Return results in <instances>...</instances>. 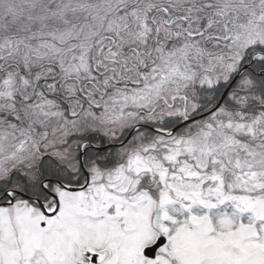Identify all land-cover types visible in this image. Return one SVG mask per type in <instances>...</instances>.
Instances as JSON below:
<instances>
[{"label":"snow or ice","instance_id":"obj_1","mask_svg":"<svg viewBox=\"0 0 264 264\" xmlns=\"http://www.w3.org/2000/svg\"><path fill=\"white\" fill-rule=\"evenodd\" d=\"M0 264H264V0H0Z\"/></svg>","mask_w":264,"mask_h":264}]
</instances>
